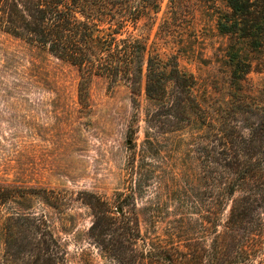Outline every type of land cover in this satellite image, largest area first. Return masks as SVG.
<instances>
[{
  "label": "rangeland",
  "instance_id": "1",
  "mask_svg": "<svg viewBox=\"0 0 264 264\" xmlns=\"http://www.w3.org/2000/svg\"><path fill=\"white\" fill-rule=\"evenodd\" d=\"M168 3L156 20L129 23L118 38L148 40L195 78L188 120L167 116L144 92L87 76L0 31V181L56 192L59 209L41 208L53 219L66 264H118L99 242L102 223L108 243L114 229L127 228L133 242L126 247L136 251L160 240L188 251L202 238V106L227 119L233 113L221 115L238 105L227 39L196 3L187 5L192 22L162 31ZM245 89L256 91L245 96L247 106H264V74H252ZM96 221L101 226L92 229Z\"/></svg>",
  "mask_w": 264,
  "mask_h": 264
},
{
  "label": "trees",
  "instance_id": "2",
  "mask_svg": "<svg viewBox=\"0 0 264 264\" xmlns=\"http://www.w3.org/2000/svg\"><path fill=\"white\" fill-rule=\"evenodd\" d=\"M164 1L0 0V31L187 119L197 104L195 78L148 40L118 38L129 23L156 20ZM195 3L227 39L231 102L238 105L221 115L233 113L227 119L202 106V238L188 251L162 240L136 251L126 247L133 242L127 228L114 229L108 243V223L96 221L92 229L101 226L99 242L118 264H264V106H247L252 100L245 97L256 96L245 89L250 76L264 74V0H169L162 31L192 22L187 5ZM58 201L55 191L0 181V264H66L53 219L41 208L57 211Z\"/></svg>",
  "mask_w": 264,
  "mask_h": 264
}]
</instances>
